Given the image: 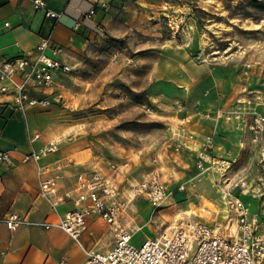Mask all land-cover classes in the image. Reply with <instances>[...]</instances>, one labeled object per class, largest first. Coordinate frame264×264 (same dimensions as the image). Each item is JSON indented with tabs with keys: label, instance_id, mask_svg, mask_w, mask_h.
Listing matches in <instances>:
<instances>
[{
	"label": "rangeland",
	"instance_id": "374dc122",
	"mask_svg": "<svg viewBox=\"0 0 264 264\" xmlns=\"http://www.w3.org/2000/svg\"><path fill=\"white\" fill-rule=\"evenodd\" d=\"M92 8L98 22L90 35L64 49L71 72L60 77L53 103L31 114L44 144L58 142L49 157L70 178L93 170L107 176L140 228L133 240L140 246L175 219L226 224L214 185L220 172L204 176L200 156L206 138L215 140L201 131H219L215 158H237L219 182L245 172L260 189L245 198L254 208L264 199V130L255 138L235 117L217 121L209 110L213 117L205 118L201 98L264 114V0H103ZM238 133L242 146L232 142ZM153 167L172 192L154 213L144 196L130 197ZM191 208L206 216L182 215Z\"/></svg>",
	"mask_w": 264,
	"mask_h": 264
},
{
	"label": "built area",
	"instance_id": "2783aa9c",
	"mask_svg": "<svg viewBox=\"0 0 264 264\" xmlns=\"http://www.w3.org/2000/svg\"><path fill=\"white\" fill-rule=\"evenodd\" d=\"M32 3L35 10L43 11L45 17L58 21L61 16L45 0H32ZM94 13L95 9H90L84 19ZM62 51L63 47L55 44L51 36H44L30 52L16 57L0 54V95L9 98L8 104L14 111L26 117L30 109L47 108L53 103L60 77L72 70L71 64L59 56ZM238 103H241L239 99ZM235 107L216 109L213 113L215 119L231 120L235 117L255 138L263 132L264 114L254 107L245 110L243 107L236 110ZM204 117L213 116L204 111ZM42 137L40 132L30 134V142ZM214 147L213 137H207L201 145V164L205 167L216 159ZM57 149L58 142L51 140L40 148L33 147L21 160L37 164L39 193L58 215V221L34 220L28 214L10 211L0 216V223L10 230L21 226L46 230L58 227L83 247L81 237L86 230L87 219L96 215L105 222L112 243L107 251L87 250L82 264H264V199L257 201L253 208L243 198L242 193L248 185L245 172L236 175L232 181L225 178L223 183L227 185L218 182L229 200L226 224L180 221L153 237H147L137 246L133 240L140 228L136 229L126 218L127 202L118 198L119 192L107 176L96 170L81 172L76 176L72 189H59L64 165L61 160L43 162ZM14 161L10 151L0 149V164L11 166ZM175 189L181 191L185 186L179 184ZM171 194V190L165 187L161 170L153 167L139 179L130 197L132 200L136 196H144L154 213ZM68 203L72 208L60 212L61 207Z\"/></svg>",
	"mask_w": 264,
	"mask_h": 264
},
{
	"label": "crops",
	"instance_id": "0c3cea01",
	"mask_svg": "<svg viewBox=\"0 0 264 264\" xmlns=\"http://www.w3.org/2000/svg\"><path fill=\"white\" fill-rule=\"evenodd\" d=\"M48 6L61 14L58 21L45 17L43 11L33 7L32 0H0V54L4 57H16L32 51L44 36H51L53 42L63 47L61 59L69 62L64 49L83 44V33L90 35L89 30L94 27L97 16L94 14L87 19L84 15L99 1L103 0H45ZM94 16V17H93ZM8 23V25H6ZM76 24L79 26L76 27ZM70 63V62H69ZM9 98L0 95V149L7 150L14 156L11 166L0 164V216L15 211L28 214L34 220H48L57 222L58 215L51 210L48 203L39 193L37 164L33 161L22 162V156L30 152L33 147L40 148L45 139L30 142V134L40 132L32 124V108L25 117L13 110L8 104ZM221 108L217 97L201 98V111ZM214 124V123H213ZM215 137L219 131H201ZM234 135V144H243ZM215 141V142H216ZM197 151V150H195ZM219 158H222L220 155ZM59 159L47 157L43 162ZM232 161L237 158L233 157ZM76 176L70 178L63 170L59 181L61 191L72 189L76 183ZM245 199V198H244ZM222 201V200H221ZM220 211L226 213L222 201ZM72 208L68 203L61 207L60 212ZM217 217L220 212L216 209ZM99 219L92 215L87 219V227L82 234L83 247L75 243L71 237L58 227L44 229L41 227L21 226L12 231L5 224L0 223V264H82L86 260L87 250L107 251L112 243L106 224L107 240L101 242ZM222 219H224L222 217ZM105 223V222H104Z\"/></svg>",
	"mask_w": 264,
	"mask_h": 264
},
{
	"label": "bare ground",
	"instance_id": "6f19581e",
	"mask_svg": "<svg viewBox=\"0 0 264 264\" xmlns=\"http://www.w3.org/2000/svg\"><path fill=\"white\" fill-rule=\"evenodd\" d=\"M199 154V153H198ZM201 155V153H200ZM222 159V158H221ZM217 160L215 159V161L209 163L208 165H206L204 171V176H208L210 174H213V172L215 171V169H218V171L220 172L219 173V178L216 180L215 182V186L217 187L216 188V191L218 192V195L220 196L221 200L223 201L225 207H226V213L222 215V217L224 218L223 220H226L228 218V213H229V200L227 198V196L225 195L224 191L222 190V188L220 186H217V183L220 181V177L224 175V173L232 166L233 163H235L236 161H232V160H229V161H222V160ZM216 176V175H214ZM259 192H260V189L258 186H253L251 184H248L246 186V188L244 189V192L242 193V196L243 198H246V199H249L248 196H253V197H257L259 195ZM131 196H132V193H131ZM252 198V197H251ZM253 202V200H252ZM211 208L214 211H216V208H214L212 205H211ZM194 214H198L200 216H206V210L204 208H200V209H195V208H191L190 210H187V211H183L182 215L184 216H187V218H192V216ZM180 216V215H178ZM178 222L177 219H175L172 223L171 226H174L176 223Z\"/></svg>",
	"mask_w": 264,
	"mask_h": 264
}]
</instances>
